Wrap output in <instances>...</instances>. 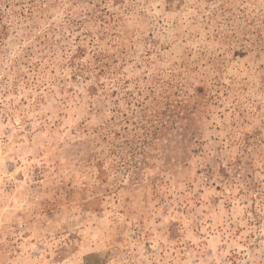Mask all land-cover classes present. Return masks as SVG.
Wrapping results in <instances>:
<instances>
[{
    "label": "rangeland",
    "instance_id": "obj_1",
    "mask_svg": "<svg viewBox=\"0 0 264 264\" xmlns=\"http://www.w3.org/2000/svg\"><path fill=\"white\" fill-rule=\"evenodd\" d=\"M0 264H264V0H0Z\"/></svg>",
    "mask_w": 264,
    "mask_h": 264
}]
</instances>
